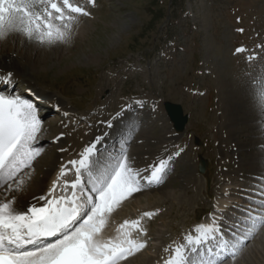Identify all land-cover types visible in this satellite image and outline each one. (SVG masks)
<instances>
[{"label": "rangeland", "instance_id": "1", "mask_svg": "<svg viewBox=\"0 0 264 264\" xmlns=\"http://www.w3.org/2000/svg\"><path fill=\"white\" fill-rule=\"evenodd\" d=\"M72 2L86 5L90 16L77 17L67 43L41 45L52 50L51 56L44 63H32L28 78L39 91L26 80L15 79L50 102L45 108L41 106L40 145L44 150L32 169L26 170L25 180L38 174L40 177L38 170L58 155L61 147L67 149L65 157L72 154V144L79 145V151L88 128L98 129L97 125L103 126L101 122L115 116L130 99L141 97L152 106L144 110L152 111L153 118L128 142L127 153L136 166L146 167L149 163L144 162L155 156L153 149L167 142V153L173 155L175 146L185 153L161 186L145 188L112 213L114 224L125 218L136 220L144 212L155 213L152 219L144 217L141 221L144 228L149 226L146 234L131 231L147 241L146 248L121 264H158L167 255L169 243L183 240L207 212L218 208L223 211L228 204L226 210L237 209L242 218L248 209H256L255 215L264 213V206L252 202L264 199L257 194L264 188V172L251 177L248 170L236 172L235 160L228 162L230 165L224 161L230 152L222 153V144L216 138L221 117L227 115L221 107L222 84L250 81L255 84L252 93L257 98L264 88V49L259 47L264 45V0H95L94 5L88 0ZM241 46L247 51L236 53ZM254 54L255 58L249 60ZM259 82L261 86L255 88ZM242 91L246 95L252 90L242 87ZM165 101L181 104L189 115L183 133L176 132L168 120ZM55 104L73 116L57 120ZM105 114L107 118L102 116ZM258 118L264 120V112L260 111ZM118 121L122 129L123 123ZM104 129L100 127L99 133L110 128ZM61 133L64 141L58 149L53 141ZM225 136L227 142H232V136ZM115 144L121 147L120 141ZM199 154L208 161L205 176L198 172ZM148 194H154L153 198ZM160 197L170 199L159 201ZM225 264H264V226L234 262L229 259Z\"/></svg>", "mask_w": 264, "mask_h": 264}, {"label": "snow or ice", "instance_id": "2", "mask_svg": "<svg viewBox=\"0 0 264 264\" xmlns=\"http://www.w3.org/2000/svg\"><path fill=\"white\" fill-rule=\"evenodd\" d=\"M88 3L94 5L95 0ZM78 16H90V12L72 0H0V40L20 35L40 45L67 43ZM244 51L243 46L236 49V53ZM254 58L255 54L248 57ZM0 85L5 86L0 89V264H121L143 249L147 241L134 239L131 229L146 234L141 221L155 213L124 220L115 235H109V219L123 201L160 184L173 156L166 151L165 157L140 168L121 148L102 163L98 154L104 136H96L75 158L60 164L46 192L21 206L14 193L21 191L26 170L32 169L44 150L39 144L43 121L33 101L8 90L13 73L0 74ZM135 103L143 106L145 102ZM258 106L264 112V88L258 94ZM125 110L101 123L111 128ZM182 151L178 149L175 156ZM257 194L264 197V188ZM252 202L264 206V199ZM256 211L246 210V219L233 223L212 215L211 222L198 224L197 235H187L185 244L176 246L164 264H225L229 258L234 262L245 242L264 226V213L255 215ZM200 248L206 249L209 258L193 261Z\"/></svg>", "mask_w": 264, "mask_h": 264}, {"label": "bare ground", "instance_id": "3", "mask_svg": "<svg viewBox=\"0 0 264 264\" xmlns=\"http://www.w3.org/2000/svg\"><path fill=\"white\" fill-rule=\"evenodd\" d=\"M51 51L52 50H50L49 47L46 46L42 47L38 43L26 40L23 36L9 35L6 39L0 40V74H6L8 72H11L13 73V80L17 78H22L23 80H26L28 82V84L30 85V87L33 88V90L39 91L35 87V85L31 82V80L28 79L29 76L31 75L30 69H32V63L33 64H37V63L39 64L40 62L44 63L46 59L49 56H51L50 55ZM261 84L262 83L259 82L255 88L260 87ZM254 85L255 84H252V82L250 81L249 82L246 81L245 84V82L242 83L241 81L238 82L236 80L225 81L222 84V90L220 94L221 107L222 110L227 113V115L221 117L220 127H218L217 129V132L220 133L216 136L217 140H219L220 144H222L220 145V151L226 154L227 151L230 152V154L225 155V157L223 158L224 161L232 164L233 161L235 160L237 164V168H235L237 169L236 172L248 170L250 171V173L248 174V176L250 177L257 176L262 172H264V138H263L264 120L263 118L262 120L261 118L260 119L258 118L261 110L258 106V98L256 94L254 95L252 93L255 92ZM242 87L244 89L246 87V90L249 89L252 91L250 92L246 91V95H245L243 94ZM40 94L41 96L49 97V95H46L45 92H40ZM102 116L104 118L105 117L107 118V114ZM117 121H115L113 126L107 130L106 132L107 135L104 136L103 143L101 146H99V148H101L105 144L107 148L114 150L113 152L114 154L116 152L115 151L116 147L114 146V142L117 140L119 136V134L117 135V130L119 132V128H120ZM99 126L101 127V129L102 127L106 128L105 125L102 126L101 124L97 125L96 127ZM100 127L98 129H96L95 127L91 129L88 128V132L86 133L85 138L82 140L83 144L80 146L81 148L79 149V151H81L83 147L88 143H90L96 136H102L103 133H99ZM106 129H104V131ZM130 132H134V129H132ZM225 135L232 136L233 138L232 142H227L225 140L226 139ZM131 138L132 136L128 137V139ZM63 141L64 139L63 140L60 139L59 142H56V144H58L57 145L58 149L60 148L61 143ZM166 144L169 145L168 142ZM62 145H64V143ZM168 145L165 146L163 145L162 147L153 149L155 156L149 157L148 158L149 160L147 162H144V164L145 163L150 164L151 162H153V160H156L157 156L161 154L163 151L165 153L166 147ZM71 146H74L73 148H71L72 151L71 155L65 157L64 156L65 152L61 153L58 150L60 153L58 152V155H56L54 158L47 160L49 162L43 164V167H41L38 170V172L39 171L41 172L40 177H38L39 175L38 174L37 177H31L33 181L30 180L31 178L25 180V184L22 187L21 191L14 193V195H16L18 198L19 205L26 206L29 202L32 201V198L34 196L41 195L47 191L48 187L51 184V181L55 178L59 170L60 164L71 158H75L76 154L79 152L78 151L79 145L78 146L76 145L77 146L76 147L74 144H72ZM221 146L223 148H221ZM155 152L157 153V155ZM158 185H151V186H147L146 188L156 187ZM148 196L149 198H153L154 194L153 196L148 194ZM164 197H160L159 201L165 202L167 199H170ZM220 207L223 206L220 205ZM112 221L114 222V220ZM112 221L111 219H109V225H110V228L108 230L109 235H115L116 228L123 222L122 220H120L121 221L120 223L114 224ZM150 223L149 225H151ZM204 223H210V222H204Z\"/></svg>", "mask_w": 264, "mask_h": 264}, {"label": "water", "instance_id": "4", "mask_svg": "<svg viewBox=\"0 0 264 264\" xmlns=\"http://www.w3.org/2000/svg\"><path fill=\"white\" fill-rule=\"evenodd\" d=\"M166 110L169 114V117L171 121L174 123V127L176 128L177 131H183L185 128V124L188 121V116L184 115L183 113V108L180 104H173L171 102H166L165 103ZM200 172L204 173L206 170V162L201 161L200 164Z\"/></svg>", "mask_w": 264, "mask_h": 264}]
</instances>
